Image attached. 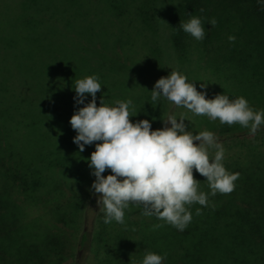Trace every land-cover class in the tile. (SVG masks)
Here are the masks:
<instances>
[{"label": "trees", "instance_id": "1", "mask_svg": "<svg viewBox=\"0 0 264 264\" xmlns=\"http://www.w3.org/2000/svg\"><path fill=\"white\" fill-rule=\"evenodd\" d=\"M192 16L205 25L202 41L179 28ZM171 71L207 99L243 96L264 109V2L0 0V264H141L148 252L163 264H264V126L253 136L154 102L155 83ZM93 75L98 107L102 98L110 106L131 99L133 123L147 119L157 130L175 115L194 135L213 132L225 168L240 174L235 190L188 206L183 232L137 204L123 224L103 223L88 166L95 144L81 153L69 123L76 81Z\"/></svg>", "mask_w": 264, "mask_h": 264}, {"label": "clouds", "instance_id": "2", "mask_svg": "<svg viewBox=\"0 0 264 264\" xmlns=\"http://www.w3.org/2000/svg\"><path fill=\"white\" fill-rule=\"evenodd\" d=\"M216 23L213 18L209 24ZM204 26L199 17L192 16L186 23H180L179 28L202 41L206 36ZM228 39L235 41L234 36ZM187 81V76L171 71L155 83L152 100L163 98L194 115L218 119L229 126L239 124L253 136L264 126V109L254 110L245 97L230 99L225 94H217L207 99L206 92L197 91L194 83ZM101 89L96 75L76 81L73 99L77 110L69 123L76 132L73 143L81 153L85 146L95 144L88 166L95 177L91 190L98 194V206L102 205L105 213L103 223L123 224L124 210L137 204L143 205V215L155 216L183 232L192 221L188 206L195 203L207 207L209 195L230 194L235 190L240 174L225 168L222 163L225 149L213 132L194 135L186 130L183 116L177 119L175 115H169L163 120L164 127L157 130H152V123L147 119L133 123L130 117L138 115H132L133 101H116L110 106L102 98L98 107L96 94ZM210 148L216 149L212 158ZM194 169L206 178L210 193L199 190L201 182L194 178ZM106 170L111 174L103 175ZM196 214H201L200 208ZM165 258L148 252L141 264H163Z\"/></svg>", "mask_w": 264, "mask_h": 264}, {"label": "rangeland", "instance_id": "3", "mask_svg": "<svg viewBox=\"0 0 264 264\" xmlns=\"http://www.w3.org/2000/svg\"><path fill=\"white\" fill-rule=\"evenodd\" d=\"M166 77L168 76V75H165ZM177 106V105H176ZM171 113V112H170ZM170 126V125H169Z\"/></svg>", "mask_w": 264, "mask_h": 264}]
</instances>
